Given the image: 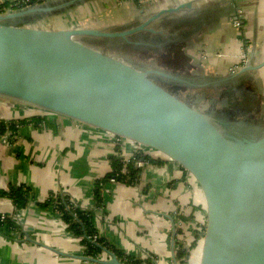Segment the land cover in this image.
Masks as SVG:
<instances>
[{
	"label": "crops",
	"instance_id": "0c3cea01",
	"mask_svg": "<svg viewBox=\"0 0 264 264\" xmlns=\"http://www.w3.org/2000/svg\"><path fill=\"white\" fill-rule=\"evenodd\" d=\"M7 1L14 0L0 3ZM237 6L245 8L242 23H248L255 35L257 32L246 64H258L264 60V0H86L16 22L125 29L143 23L160 10L176 8L148 23L147 28L155 32L144 29L129 38L154 47L155 54H166L168 67L156 69L174 68L175 74L188 79L217 81L214 87L201 88L208 89L209 99L216 105L225 107L211 114L226 111L228 119H246L250 132L260 134L264 131V96L251 91L248 84L257 73L264 85V67L240 71L235 56L251 40L245 26L232 25ZM73 10H79V23L65 25L59 17ZM70 19L77 18L71 15ZM245 53L240 56H247ZM167 56L176 58V62ZM195 72L200 78L193 76ZM235 101L253 108L235 109ZM0 121L17 122L18 126L14 133L9 129L0 133V188L24 185L33 191V199L22 209H17L10 198L0 197V216H9L20 225L12 239L0 234V264H93L81 258L88 255L80 238L66 230L58 212L42 205L57 193L90 210L97 236L127 254L151 257L154 264H174L178 243L191 246L196 242L189 256L190 262L194 261L197 228L203 221V195L192 175L176 162L153 153L161 163H145L134 183L108 182L103 207H99L94 200L95 182L111 170L110 156L117 155V145L121 157L133 153L129 141L116 144L108 131L2 97Z\"/></svg>",
	"mask_w": 264,
	"mask_h": 264
},
{
	"label": "water",
	"instance_id": "95a60500",
	"mask_svg": "<svg viewBox=\"0 0 264 264\" xmlns=\"http://www.w3.org/2000/svg\"><path fill=\"white\" fill-rule=\"evenodd\" d=\"M86 0H46L0 12V97L55 112L154 149L198 184L203 221L192 264H264V131L228 112L208 115L162 82L214 87L156 68L137 67L83 41L120 39L147 29L160 10L125 29L18 23ZM264 67L247 63L241 72ZM231 117V116H230ZM246 121V120H245ZM99 264H125L106 248ZM174 264H178L173 254Z\"/></svg>",
	"mask_w": 264,
	"mask_h": 264
},
{
	"label": "trees",
	"instance_id": "16d2710c",
	"mask_svg": "<svg viewBox=\"0 0 264 264\" xmlns=\"http://www.w3.org/2000/svg\"><path fill=\"white\" fill-rule=\"evenodd\" d=\"M46 0H30L31 4L41 3ZM19 2L18 0L7 1L0 3V12L5 11L7 8H13ZM235 14V10H234ZM237 16V14H236ZM167 53V52H166ZM158 56H166L161 53H157ZM171 57L167 56V59ZM176 62V58H171ZM172 61V63H174ZM177 64H173V67ZM200 94L205 93V97L209 98L208 89L193 88ZM243 101H235L232 107L235 109H241ZM244 108H246L244 106ZM253 107L246 108L247 110ZM34 119V118H33ZM240 119V118H236ZM18 128L17 122H4L0 121V133H3L6 129L14 133ZM117 155L110 156L111 170L108 171L103 177L95 182L94 188V200L97 206L103 207V191L106 184L111 180L130 184L136 182L141 167L135 165V160H129L124 162L119 155V147L116 146ZM135 159L146 161L147 163L159 164L161 160L154 158L149 154H145L142 151L135 152ZM6 196L11 199L12 203L17 209H22L29 204L33 199V191L28 186H11L7 190L0 188V197ZM44 207H50L54 211L58 212L60 219L65 224L66 230L76 237L80 238V242L84 247V254L92 256L94 258L99 257L104 251L102 248H106L113 252L116 257L125 264H154L151 257L138 258L134 255L127 254L123 249L115 246L106 238L97 236V231L93 223L92 212L90 210L82 209L71 202V200L60 193L51 194L50 198L42 204ZM189 216L188 218H190ZM20 231V225L9 216H0V234L5 238L12 239L16 233ZM96 235V241H92V237ZM197 236V235H196ZM197 238V237H196ZM194 242L191 246H194ZM190 246V247H191ZM189 250L183 246L182 243H178V248L175 253V258L179 264H185L188 261Z\"/></svg>",
	"mask_w": 264,
	"mask_h": 264
},
{
	"label": "rangeland",
	"instance_id": "374dc122",
	"mask_svg": "<svg viewBox=\"0 0 264 264\" xmlns=\"http://www.w3.org/2000/svg\"><path fill=\"white\" fill-rule=\"evenodd\" d=\"M77 12L79 13V10H77V11L73 10V11H70L69 14L66 13V16L64 15V16H61L59 18L62 19V21L64 22L65 25H69L70 23H73V24L76 23L77 24L78 19H79ZM235 14H238L237 16L239 17V19L241 21L239 27H235V28H244V26H245V28H247V36L251 40V42L247 43V45L244 44V50H242V52H244V51L246 52L245 54H247V56H240V55H242V52L240 53L239 56H235V59L238 61V66L243 67L244 62H246L247 58L250 57L248 55H250V53H251L250 49L252 47V42L254 44V41H255L254 39L257 35V32L255 35L253 29H251V27H249L248 23H242L244 20L243 18H245V14H246L244 7L242 8L240 6H237ZM71 15L76 16L77 19L71 21V19H70ZM247 16L250 17L249 14H247L246 17ZM247 19H248V17H247ZM233 20H234V18L232 19V23H233ZM73 27H81V26L77 25V26H73ZM110 29H112V28H110ZM83 41L86 42L87 44L91 45V46H94L98 49H102L108 53L116 55L117 57L123 59L124 61L129 62V63H131L137 67H141L144 69L145 68H151V67L152 68L163 67V69H164L165 68L164 66H167V64H168V62L165 60L166 56H158L157 54H155L154 47L146 45V44L144 45V43H140V42H137L135 40L133 41L134 43L127 44L123 40H120V39H98V38H90V37L84 38L83 37ZM241 48H243V47H241ZM158 53L160 54L161 51H159ZM162 55H164V54H162ZM253 57H256V56H253ZM200 64H201V61L199 62L198 65H200ZM170 69L171 70H169V68H168L167 71L175 74V71L173 70L174 68H170ZM247 71H249V70H247ZM195 74H197V75H195ZM195 74L193 76L200 78L199 73L195 72ZM248 74H250V73H248ZM251 78L253 80H252V83L248 84L249 89L251 91L260 92L259 94L260 95L262 94L264 96V92H263L264 85H262V82L260 84V82H259L260 78L258 77V74L256 73V74L252 75ZM162 84L168 90L177 94L181 99H183L186 102L196 106L197 108H199L200 110H202L204 113H206L208 115H210L211 112L218 110L219 108L225 109V107H220V106L216 105L214 103L215 101L213 99L211 100L209 98H206L205 93L200 94L198 91H196L192 88L186 87L185 85H175V84L167 83L165 81L162 82ZM251 91H249V93ZM213 98L215 99V97H213ZM262 104L264 105V103H262ZM255 114L257 116H259L258 112ZM240 119H242V118H240ZM153 152H154V154H157L155 151H153ZM101 256H103L104 258L108 257L107 254L102 253L97 258H101ZM93 264H96V263L93 262Z\"/></svg>",
	"mask_w": 264,
	"mask_h": 264
},
{
	"label": "built area",
	"instance_id": "2783aa9c",
	"mask_svg": "<svg viewBox=\"0 0 264 264\" xmlns=\"http://www.w3.org/2000/svg\"><path fill=\"white\" fill-rule=\"evenodd\" d=\"M18 1H19V2H17L18 4H17L16 6H14L12 9L22 8V7H25V6L31 5L30 0H18ZM5 11H6V10H5ZM237 15H238V14H237ZM240 23H241V21H240L239 17L236 16V17L234 18V20H233L232 25H233L234 27H239ZM246 61H247V60H246ZM244 64H246V62H244ZM113 138H114L116 144H119V143L122 144V143L127 142V141L130 142V144H131V151H133V153L130 154V155H127V156H126V155H125V156H122V160H123L124 162H127V161H129V160H135V165L138 166V167L143 166V165H144L145 163H147V162H146V161H143V160H140V159H135V156H134L135 152L142 151V152L145 153V154H149V155L153 156V155H152V154L154 153L153 151H155L154 149H152V148H150V147H147V146L142 145V144H140V143H136V142H134V141H131V140H129V139L123 138V137L118 136V135H115V134H113ZM155 152H156L157 154H160V153L157 152V151H155ZM112 181H114V180H112ZM199 230H200V226H198V228H197V232H199ZM96 237H97V236L94 235V236L92 237V241H96ZM183 246H185L186 249L189 250V256H190V245H187V244L183 243ZM189 258H190V257H188V261H187L185 264H192V262H190L191 260H189ZM155 261H156V260H155ZM155 263H156V262H155Z\"/></svg>",
	"mask_w": 264,
	"mask_h": 264
},
{
	"label": "flooded vegetation",
	"instance_id": "af4514ba",
	"mask_svg": "<svg viewBox=\"0 0 264 264\" xmlns=\"http://www.w3.org/2000/svg\"><path fill=\"white\" fill-rule=\"evenodd\" d=\"M217 117L220 118V115H218ZM246 119H244L243 123L247 126V122L245 121Z\"/></svg>",
	"mask_w": 264,
	"mask_h": 264
}]
</instances>
